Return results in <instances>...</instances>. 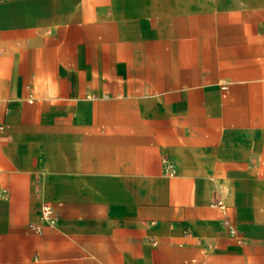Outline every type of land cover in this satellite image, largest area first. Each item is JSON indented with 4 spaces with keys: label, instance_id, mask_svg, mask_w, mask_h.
Instances as JSON below:
<instances>
[{
    "label": "crops",
    "instance_id": "1",
    "mask_svg": "<svg viewBox=\"0 0 264 264\" xmlns=\"http://www.w3.org/2000/svg\"><path fill=\"white\" fill-rule=\"evenodd\" d=\"M0 264H264V0H0Z\"/></svg>",
    "mask_w": 264,
    "mask_h": 264
},
{
    "label": "built area",
    "instance_id": "2",
    "mask_svg": "<svg viewBox=\"0 0 264 264\" xmlns=\"http://www.w3.org/2000/svg\"><path fill=\"white\" fill-rule=\"evenodd\" d=\"M223 90L227 89V85L222 86ZM165 170L169 175H174L176 173V167L175 164L165 159ZM213 206H218L219 208L226 210L227 205L224 203V201L221 198L216 199L212 202ZM40 221L36 224H32L31 227L34 230L41 231L44 224H51L53 225L56 222V216L54 214V206L50 202H44L41 207V212L39 215ZM228 232L231 236L235 237L239 243L243 242V237L239 235L237 228L230 223L229 221L225 222Z\"/></svg>",
    "mask_w": 264,
    "mask_h": 264
}]
</instances>
